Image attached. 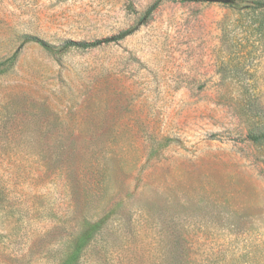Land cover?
<instances>
[{"label":"rangeland","instance_id":"obj_1","mask_svg":"<svg viewBox=\"0 0 264 264\" xmlns=\"http://www.w3.org/2000/svg\"><path fill=\"white\" fill-rule=\"evenodd\" d=\"M260 128L264 0H0V264H264Z\"/></svg>","mask_w":264,"mask_h":264},{"label":"trees","instance_id":"obj_2","mask_svg":"<svg viewBox=\"0 0 264 264\" xmlns=\"http://www.w3.org/2000/svg\"><path fill=\"white\" fill-rule=\"evenodd\" d=\"M178 2H189L194 0H173ZM131 31L123 32L119 35L113 36L111 38H106L104 40H97L94 42H77V41H67L64 42L61 46L63 48H73V49H80V50H86L90 48L97 47L98 45L102 43H109L114 41H119L124 39L127 35H129ZM246 140L251 142L252 144H262L264 143V128L257 129L256 131H250L246 135ZM1 209V204H0ZM84 220L88 221L89 218H85ZM101 234L102 237V230H99L97 234H95V237ZM94 237V236H93Z\"/></svg>","mask_w":264,"mask_h":264}]
</instances>
